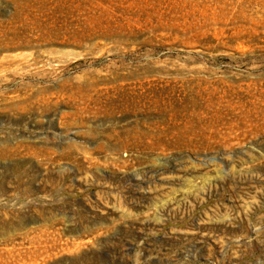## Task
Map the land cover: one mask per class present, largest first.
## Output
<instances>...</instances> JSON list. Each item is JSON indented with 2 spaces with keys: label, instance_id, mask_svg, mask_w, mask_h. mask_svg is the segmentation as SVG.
I'll return each mask as SVG.
<instances>
[{
  "label": "rangeland",
  "instance_id": "obj_1",
  "mask_svg": "<svg viewBox=\"0 0 264 264\" xmlns=\"http://www.w3.org/2000/svg\"><path fill=\"white\" fill-rule=\"evenodd\" d=\"M0 264H264V0H0Z\"/></svg>",
  "mask_w": 264,
  "mask_h": 264
}]
</instances>
